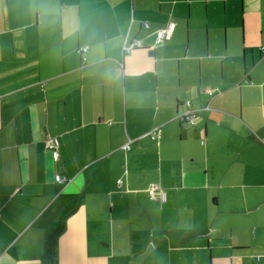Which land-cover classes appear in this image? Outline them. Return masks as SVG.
Returning <instances> with one entry per match:
<instances>
[{
    "label": "crops",
    "instance_id": "0c3cea01",
    "mask_svg": "<svg viewBox=\"0 0 264 264\" xmlns=\"http://www.w3.org/2000/svg\"><path fill=\"white\" fill-rule=\"evenodd\" d=\"M0 264H264V0H0Z\"/></svg>",
    "mask_w": 264,
    "mask_h": 264
},
{
    "label": "built area",
    "instance_id": "2783aa9c",
    "mask_svg": "<svg viewBox=\"0 0 264 264\" xmlns=\"http://www.w3.org/2000/svg\"><path fill=\"white\" fill-rule=\"evenodd\" d=\"M172 28H168L167 30H162L159 31L157 33V43L156 45L161 44L163 41L170 39L171 33H172ZM136 46L137 48H142L143 45L141 42H136L134 45L128 46L126 47V51L128 53H131L132 50H134V47ZM82 52L86 53L87 49H83ZM210 94H212V92L210 91ZM186 109L184 110V112L179 116L180 120L186 124H188L189 126H195L196 125V117L194 115V109L192 107L191 103H187L186 104ZM151 136L153 140H160L162 138V130L160 129H156L153 132H151ZM46 148L52 152V156L54 161H58L60 158L59 155V142L58 139L56 138H52V137H48L46 139ZM130 143H128L125 147L124 150L129 151L130 150ZM69 182L67 177H62V176H57L56 177V183L59 185H66ZM119 183H121V181H119ZM150 195L152 198H157L158 197L164 201L165 200V193L164 191L161 189L160 186L158 185H152L151 189H150ZM158 198V199H159Z\"/></svg>",
    "mask_w": 264,
    "mask_h": 264
},
{
    "label": "trees",
    "instance_id": "16d2710c",
    "mask_svg": "<svg viewBox=\"0 0 264 264\" xmlns=\"http://www.w3.org/2000/svg\"><path fill=\"white\" fill-rule=\"evenodd\" d=\"M48 150V149H47ZM52 153V152H51Z\"/></svg>",
    "mask_w": 264,
    "mask_h": 264
}]
</instances>
